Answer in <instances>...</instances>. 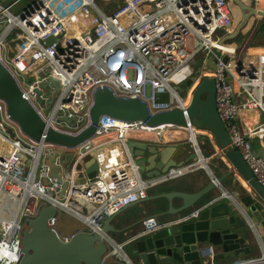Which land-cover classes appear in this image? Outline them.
Returning a JSON list of instances; mask_svg holds the SVG:
<instances>
[{
	"label": "built area",
	"instance_id": "obj_1",
	"mask_svg": "<svg viewBox=\"0 0 264 264\" xmlns=\"http://www.w3.org/2000/svg\"><path fill=\"white\" fill-rule=\"evenodd\" d=\"M19 1L0 4V64L46 129L70 137L86 130L96 88L108 87L118 97L139 98L153 113L175 108L185 111L194 88L203 78H213L217 111L231 147L264 188V155L253 148L256 141L264 149V48L248 47L238 61L237 48L217 37L231 25L229 3L236 0H122L109 14L101 11L98 0H35L14 14L10 10ZM239 1L254 6L264 2ZM14 31L12 43L20 45L16 44L11 58L7 42ZM50 38L53 41L47 43ZM199 54L202 65L197 73L192 65ZM208 58L215 64L213 70L206 65ZM192 76L193 84L184 93L178 92ZM147 85L152 91L149 99L144 95ZM65 117L73 120V126L63 121ZM8 129L13 138L7 135ZM171 130L176 135L202 132L193 126L148 127L140 121L107 116L104 122L99 119L91 137L69 147L46 142L44 136L40 140L29 137L9 117L0 98V196L9 203L4 208L8 216H0V264H17L23 231L42 207L66 212L85 225V232L100 235L107 247V261L138 264L127 247L133 245L134 250V241L152 235L161 226L158 220L146 217L141 230L123 242L102 232L103 222L146 199L150 188L171 178L202 169L216 182L209 172V159L202 154L197 162L164 177L149 178L139 169L129 145L142 143L140 135L163 139ZM206 135L215 145L211 134ZM190 144L196 151L194 142ZM67 154L72 158L65 177L60 169ZM50 157L65 188L51 176ZM215 195L214 200L228 198L224 193ZM72 202L83 210L74 208ZM55 216L48 226L58 234ZM70 237L61 238L67 242ZM200 263L264 264V248L258 258L230 263L206 246L200 252Z\"/></svg>",
	"mask_w": 264,
	"mask_h": 264
},
{
	"label": "water",
	"instance_id": "obj_2",
	"mask_svg": "<svg viewBox=\"0 0 264 264\" xmlns=\"http://www.w3.org/2000/svg\"><path fill=\"white\" fill-rule=\"evenodd\" d=\"M121 3L122 0H98V5L105 14H109L110 9L119 7ZM257 14L264 17L263 11H257ZM248 18L249 15L246 14L244 21ZM52 41L50 38L47 43ZM223 61L226 62L227 58ZM206 65L211 70L215 68L211 58L206 60ZM49 82L58 87V82L51 79ZM39 93L37 91V95ZM215 94V80L203 78L194 88L185 111L175 108L153 113L147 102L139 98L118 97L108 87L96 88L89 112L90 126L78 136L70 137L45 128L22 97L13 78L0 64V98L6 103L9 117L35 140L44 136L46 142L74 147L91 137L99 119L102 118L104 122L107 116L122 121H140L148 127H200V130L211 134L223 158L246 184L247 189H236L229 194V198H224L226 201L210 197L211 192L221 186L224 178L231 175L230 171L226 176L215 177L216 182L210 179L206 186L196 192L174 191L154 196L167 201L165 215L168 218L160 223L161 226L152 235L139 238L134 243L133 253L137 255L138 264H201L200 252L206 246L217 249L218 258L233 263L249 259L251 246L264 243V188L257 182L241 155L231 147L230 137L219 118ZM37 101L41 103L38 97ZM154 101L158 102L157 99ZM63 121L73 126L71 118L65 117ZM7 135L14 137L11 129L7 130ZM199 135H195L196 151L193 149V153L185 159H182L181 150L184 148L181 146L149 148L144 144L131 143L129 148L139 169L146 172L149 178H159L184 169L189 162L198 161L201 151L196 138ZM71 158L72 154H67L64 162L69 163ZM49 161L52 165L51 176L65 188L66 183L57 173L54 158L50 157ZM147 199L149 197L140 202ZM173 199L181 200V205L173 208ZM195 211L196 215H192ZM55 214L54 208L42 207L38 215L28 221L22 234L21 256L17 264H117L104 258L107 247L100 235L82 231L72 235L67 242L63 241L48 226V220ZM116 215L103 222L102 232L111 238V234L123 232L118 229V224L111 223Z\"/></svg>",
	"mask_w": 264,
	"mask_h": 264
},
{
	"label": "crops",
	"instance_id": "obj_3",
	"mask_svg": "<svg viewBox=\"0 0 264 264\" xmlns=\"http://www.w3.org/2000/svg\"><path fill=\"white\" fill-rule=\"evenodd\" d=\"M239 2L242 5L246 4L245 8L250 9L253 6V8H255L256 10V13L253 16H249V18L244 21V16L248 14V12L244 11L243 8L240 6L241 9L239 10V12H237V14L235 15L232 14L233 21L231 25L227 29L219 31L217 37L220 39L221 42L235 46L238 52L239 50H242V52H244L248 47L264 48V45H253L257 32L260 30L261 33L264 34V29H261L264 27V17H261L257 14V11L264 12V2H261L258 5L256 4V6H254V4L249 1H246V3L241 1ZM206 134L207 131L204 130L202 132V136L207 137ZM138 141H143L140 144H144L149 148H152L154 146L161 148L166 146H181L184 148L183 150H181L182 159L188 158L189 155L193 153V149L191 150L186 147L187 143H182L184 142V140H181L179 142H173L166 141L165 138L157 140H151L150 138H142ZM212 147L214 150L213 152H210V150L207 148H204L205 155H203L201 152L204 158L209 159V172L214 177L226 176V174L230 171L232 173L230 176L224 178L223 182L221 183V186H219L217 189H214L209 196L213 198L214 196H216L215 193H217L218 196L224 193L228 195L229 198V194L234 192L236 189L240 187L247 189L246 184L243 182V180L235 175V172L232 169L231 165L222 157V153L220 152V150L215 145H212ZM253 148L257 151L259 155H264V149H261L256 141L253 142ZM218 159L223 161L224 165L227 167L226 170H224L223 167H221V165L218 163ZM188 164H191V162H189ZM209 182V173L202 169H198L188 172L183 176L171 178L165 182L158 184L155 187L150 188L147 191V198L149 197V199L140 203L132 204L117 213L111 223L118 224V229H122L123 232L116 235L121 237L125 236V239L122 240L124 241L132 238L141 230V222L146 217L153 216L158 220L159 223H163L164 220L168 218V216L165 215L168 209L167 201L165 199H156L154 198V196L174 191L187 193L196 192L206 186ZM223 201H226V199H224ZM180 205L181 200L173 199V208H177ZM130 247L133 248V245ZM263 248L264 243H260L258 246H251V255L248 258L252 259L260 257L262 255ZM214 250L216 253L218 252L217 249ZM245 260L248 259H242L241 261Z\"/></svg>",
	"mask_w": 264,
	"mask_h": 264
},
{
	"label": "rangeland",
	"instance_id": "obj_4",
	"mask_svg": "<svg viewBox=\"0 0 264 264\" xmlns=\"http://www.w3.org/2000/svg\"><path fill=\"white\" fill-rule=\"evenodd\" d=\"M16 0H0V4L2 6H8L9 4H11L12 2H15ZM30 0H20L16 5L15 7H13L10 11L14 14H17L19 11H21L22 9H24L26 6H28ZM244 7L246 6V4L242 5L240 4L239 0H236V1H232L229 3V8H230V11L232 12L233 15L237 14V12H239V10L241 9V7ZM15 34H16V31H14L12 33V35L9 36L8 38V44H9V50H10V53H9V56L12 58L15 53H16V44L19 46L20 45V42H16V44H13V39L15 37ZM264 34L261 33V31L259 30L256 34V38L254 40V43L253 45H264ZM263 38V39H261ZM242 50H239V60L240 61V57L243 55V53H241ZM202 65V59H201V54H199L196 59H195V62L193 63V67L195 68L196 72L198 73V68ZM186 84V83H185ZM185 84L180 87L177 88L178 92H182L184 90V86ZM144 95L146 98H151L152 96V91L150 89V87L147 85L145 86L144 88ZM196 130H200V127H197L195 128ZM202 131V130H200ZM200 135H202V132L199 133ZM199 135V136H200ZM139 137L141 138H148V137H145L143 135H140ZM189 137V134L187 131H184L181 135H176L174 131H169L167 132V135L165 136V139L166 141H181V140H186L187 138ZM198 138V137H197ZM197 140V139H196ZM198 142V141H197ZM186 147L188 149H193L192 148V144H190L189 142L187 143ZM69 163H66L64 162L63 163V166L62 168L60 169V173L62 176H68V173H69ZM73 203V206L74 208L82 211L83 209L81 207H79V205L76 203V202H72ZM8 201L1 195L0 196V216L2 217H7L8 215L4 212V208L6 206H8ZM149 213V212H148ZM56 225H55V229L56 231L58 232V234L61 236V237H70L78 232H81V231H85V225H83L79 220L73 218L72 216H70L69 214H67L66 212H63V211H58L56 213ZM112 236V239L116 242H123L122 240L125 239V236H118L116 234H111ZM125 241V240H124ZM135 243L137 241H134ZM127 253L128 252V249H127Z\"/></svg>",
	"mask_w": 264,
	"mask_h": 264
},
{
	"label": "trees",
	"instance_id": "obj_5",
	"mask_svg": "<svg viewBox=\"0 0 264 264\" xmlns=\"http://www.w3.org/2000/svg\"><path fill=\"white\" fill-rule=\"evenodd\" d=\"M34 1L35 0H30L29 4L32 3V2H34ZM245 3H246V1H245ZM242 8H243L244 11H247L248 12V15L249 16H253L255 14V8H253V6L250 9L249 8H245V6L242 7ZM261 29H264V27L261 28ZM194 81H195V76H192L191 78H189L185 82L186 84L184 83L185 84L184 90L181 93H184L186 91V89H188L193 84ZM197 141H198L199 148H200V150H201V152H202L203 155H205V149L204 148L209 149L210 152H213L214 151L213 150V147H212V145H211V143L209 141V139L206 136H202V135L198 136ZM218 163L221 165V167H223L224 170L227 169V167L224 165V163H223L222 160L218 159Z\"/></svg>",
	"mask_w": 264,
	"mask_h": 264
},
{
	"label": "bare ground",
	"instance_id": "obj_6",
	"mask_svg": "<svg viewBox=\"0 0 264 264\" xmlns=\"http://www.w3.org/2000/svg\"><path fill=\"white\" fill-rule=\"evenodd\" d=\"M203 132V131H202ZM196 133V132H195ZM194 133V131L193 130H190V135H189V137L186 139V140H184V142H182V143H188V142H190V143H193V142H195V134ZM198 133V132H197ZM185 177V176H184ZM132 246V245H131ZM127 249H128V252H129V254H131L132 255V251H133V249L130 247H127ZM135 256H137L136 254H135Z\"/></svg>",
	"mask_w": 264,
	"mask_h": 264
}]
</instances>
